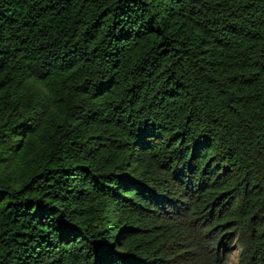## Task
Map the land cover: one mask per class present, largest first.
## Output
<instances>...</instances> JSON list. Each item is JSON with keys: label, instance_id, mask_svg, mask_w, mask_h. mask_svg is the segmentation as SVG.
<instances>
[{"label": "trees", "instance_id": "obj_1", "mask_svg": "<svg viewBox=\"0 0 264 264\" xmlns=\"http://www.w3.org/2000/svg\"><path fill=\"white\" fill-rule=\"evenodd\" d=\"M264 264V0H0V264Z\"/></svg>", "mask_w": 264, "mask_h": 264}, {"label": "rangeland", "instance_id": "obj_2", "mask_svg": "<svg viewBox=\"0 0 264 264\" xmlns=\"http://www.w3.org/2000/svg\"><path fill=\"white\" fill-rule=\"evenodd\" d=\"M237 257H238V251H237V249H235V246H234V250H232V252L230 254L229 264H235Z\"/></svg>", "mask_w": 264, "mask_h": 264}]
</instances>
